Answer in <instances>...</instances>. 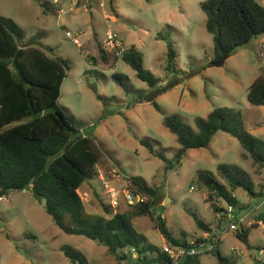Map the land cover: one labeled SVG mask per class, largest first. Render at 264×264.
Listing matches in <instances>:
<instances>
[{"label":"rangeland","instance_id":"rangeland-1","mask_svg":"<svg viewBox=\"0 0 264 264\" xmlns=\"http://www.w3.org/2000/svg\"><path fill=\"white\" fill-rule=\"evenodd\" d=\"M200 1L76 0L71 4L70 0H0V16L20 43L70 61L57 104L67 109L76 126L94 136L100 150L95 175L80 188L87 213L105 214L94 188L110 177L109 169L116 165L130 181L142 180L156 190L158 205L150 213L133 217L134 227L148 242L159 248L166 242L156 226L159 212L180 240L189 242L206 234L195 221L192 213H196L213 227L234 224L218 244L221 253L233 256L236 264H264V222L256 221L264 210V165L244 158L239 140L223 130H216L207 146L187 149L176 164L172 158L179 144L162 123L163 113H177L194 126L196 116L228 105L240 109L245 129L264 141V105L250 104L246 98L247 87L263 64L264 33L215 65L212 35L205 28ZM256 1L264 5V0ZM107 28L116 30L127 46L134 44L141 51L143 67L157 77L153 86L138 78L121 55L115 61L100 57L99 45L104 43ZM167 40L176 50L172 67L166 58ZM115 71L124 75L127 90L111 76ZM173 79L176 82L153 102L143 100L150 89ZM141 137L151 140L166 159L150 153L139 141ZM223 162L242 166L259 192L252 197L236 187L237 205L230 216L224 208L213 209L212 201L206 199L207 186L197 176L206 171L224 180L218 170ZM127 183L112 184L130 189ZM256 198L260 203L256 204ZM213 199L218 206L225 205ZM120 200L119 208H127ZM241 225L248 228L249 247L235 234V226L239 229ZM65 246L79 250L85 264H131L129 256L117 257L97 240L63 231L30 189L10 190L0 198V264H71L63 253ZM200 260L219 264L213 252L201 254Z\"/></svg>","mask_w":264,"mask_h":264},{"label":"trees","instance_id":"trees-1","mask_svg":"<svg viewBox=\"0 0 264 264\" xmlns=\"http://www.w3.org/2000/svg\"><path fill=\"white\" fill-rule=\"evenodd\" d=\"M200 7L206 15L205 28L212 35L215 58L222 50L231 53L264 33V5L256 0H201ZM99 46L104 61L111 57L116 60L117 55H110ZM175 56L176 50L171 40H167L166 58L171 67ZM121 58L131 65L138 78L150 86L155 84L157 77L143 67L142 53L134 44L126 47ZM70 67V61L65 57L49 55L20 43L14 30L0 16V196L10 190L30 189L43 200L46 212L63 231L97 240L120 258H126L123 248L133 245L139 253L137 264L163 261L167 264H202L201 253L185 254L173 262L162 248L148 242L145 234L136 230L133 217L150 213L153 206L158 205L156 190L142 180L131 179L129 185L132 191L146 193L144 201L125 203L127 208L123 210L120 205L114 209L101 184L94 188V193L105 214L87 213L79 189L95 175L100 150L94 136L88 133L82 136V127L76 126L67 109L57 104L61 83ZM111 76L127 90L122 73L115 71ZM246 98L250 104L264 105V53L261 70L249 83ZM154 104L163 113L161 107ZM162 123L179 144L172 158L176 164L180 163L187 149L207 146L212 134L223 130L239 140L244 158L251 157L264 165V141L245 129L238 108L215 106L206 116H196L194 126L177 113H163ZM139 141L150 153L166 159L151 140L141 137ZM218 170L224 180L216 179L206 171L197 175L207 186L206 199L212 201L214 210L227 209L228 205L233 211L236 209L237 199L233 193L236 187H242L252 197L259 195L249 173L239 164L219 163ZM214 197L218 202L223 200L225 205L220 203L218 206ZM257 201L260 203L259 199ZM192 214L204 231L213 228V224L205 222L196 213ZM155 219L166 242L188 244L185 239L172 235L160 212L155 214ZM257 220L264 222V210L256 215ZM235 234L248 247L251 245L247 239V227L241 225L238 229L235 226ZM146 252L154 253L147 255ZM212 252L219 264H236L235 258L221 253L218 246ZM63 253L70 258L71 264L86 262L74 247L65 246Z\"/></svg>","mask_w":264,"mask_h":264},{"label":"built area","instance_id":"built-area-1","mask_svg":"<svg viewBox=\"0 0 264 264\" xmlns=\"http://www.w3.org/2000/svg\"><path fill=\"white\" fill-rule=\"evenodd\" d=\"M54 2H57V0H54ZM76 0H70L71 4H74ZM61 11V8L58 9V12ZM67 35H70V31H65ZM127 45L122 41L120 35L116 30L113 28H107L106 29V35L104 39V43L102 45V48L104 51L109 53L110 55H121L122 52L126 49ZM80 134L82 136H86V133L82 128H80ZM110 171V177L109 178H103L101 179V184L104 187V192L106 193L107 200L110 203V205L115 209L121 202V198L126 203H136L140 201H144L147 198V195L145 192L136 190L132 191L131 189H128L124 185L119 186H113L114 181L118 180H124L126 182L130 183V179L127 178V176L116 166L112 165ZM127 183L126 185H129ZM26 188H23L25 190ZM3 195L0 196V198ZM226 215L230 216L232 207L231 205L227 206ZM234 224H231L233 226ZM231 226H215L212 228V230H209L206 234H202L198 236V238H195V240L189 241L187 245L177 244L173 242H165L163 246L161 247L163 251H165L173 262H177L179 258L185 254H195V253H207L212 252L220 243L223 234L225 231L231 229ZM260 252H263V249H259ZM123 254L130 255L131 258V264H137L138 260V251L136 247L133 245L127 246L123 248L122 250ZM264 260V255H263ZM145 264V263H141ZM154 264H167L166 261L158 262Z\"/></svg>","mask_w":264,"mask_h":264},{"label":"water","instance_id":"water-1","mask_svg":"<svg viewBox=\"0 0 264 264\" xmlns=\"http://www.w3.org/2000/svg\"><path fill=\"white\" fill-rule=\"evenodd\" d=\"M228 55H229L228 50H226V49L222 50L220 56L217 57L213 61V64H215V65L221 64ZM175 82H176V79H173V80H170L169 82H167L166 84L159 85V86H156V87L150 89L146 94H144L143 100L152 101L157 94H159L161 91L167 89L168 87L173 85Z\"/></svg>","mask_w":264,"mask_h":264},{"label":"crops","instance_id":"crops-1","mask_svg":"<svg viewBox=\"0 0 264 264\" xmlns=\"http://www.w3.org/2000/svg\"><path fill=\"white\" fill-rule=\"evenodd\" d=\"M58 9L59 8H56V11L58 12ZM81 188V187H80ZM79 192H80V189H79ZM256 204H258V201L256 200ZM200 258H201V256H200Z\"/></svg>","mask_w":264,"mask_h":264}]
</instances>
